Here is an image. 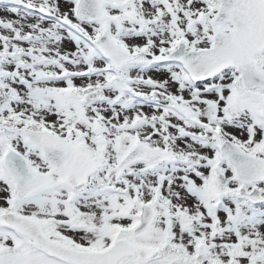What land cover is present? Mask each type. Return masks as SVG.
Here are the masks:
<instances>
[{"label": "snow or ice", "instance_id": "obj_1", "mask_svg": "<svg viewBox=\"0 0 264 264\" xmlns=\"http://www.w3.org/2000/svg\"><path fill=\"white\" fill-rule=\"evenodd\" d=\"M0 264H264V0H0Z\"/></svg>", "mask_w": 264, "mask_h": 264}]
</instances>
